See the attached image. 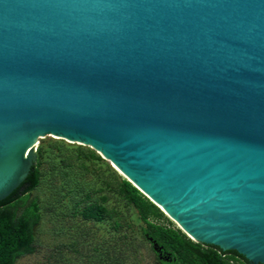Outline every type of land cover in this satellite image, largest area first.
<instances>
[{
    "label": "water",
    "instance_id": "1",
    "mask_svg": "<svg viewBox=\"0 0 264 264\" xmlns=\"http://www.w3.org/2000/svg\"><path fill=\"white\" fill-rule=\"evenodd\" d=\"M50 138L264 264V0H0V200Z\"/></svg>",
    "mask_w": 264,
    "mask_h": 264
},
{
    "label": "trees",
    "instance_id": "2",
    "mask_svg": "<svg viewBox=\"0 0 264 264\" xmlns=\"http://www.w3.org/2000/svg\"><path fill=\"white\" fill-rule=\"evenodd\" d=\"M49 140L50 143L46 145L49 150L45 149V144L38 146L36 162L22 184L0 200V264H15L19 257L34 253L41 247L35 231L43 211L52 215L60 214L68 219L79 217L80 221L91 222L93 225L108 223L115 232L120 231L121 223L114 219L115 212L94 199V185L87 181L78 183L67 172L70 164L68 160L72 157H62L57 163L53 161L58 154L50 156V153L54 149L61 151L60 145L56 143L64 140ZM76 156L107 162L93 149L82 145H78ZM109 168L112 174L118 175L114 168ZM84 169L88 171L87 166ZM109 186L137 210L138 221L144 224L141 226L142 237L151 243L158 264H251L234 250L222 251L218 247L191 240L180 228L173 226L164 212L127 179L122 178L115 185L109 182ZM40 188L50 190L52 198L44 202L38 195H33ZM66 196L69 199L66 203L70 201V204L64 207L65 211H61L63 209H60L59 204ZM103 199L107 200L106 197ZM162 219L167 221L166 225L160 222ZM75 232L78 230L75 229ZM126 235L124 233L118 237L125 238ZM152 241L157 243L159 251L154 249ZM77 243L76 240L58 244L49 256V260H52L50 263L62 262L63 248L78 252ZM97 260L103 261L100 257ZM112 264H117V259Z\"/></svg>",
    "mask_w": 264,
    "mask_h": 264
},
{
    "label": "rangeland",
    "instance_id": "3",
    "mask_svg": "<svg viewBox=\"0 0 264 264\" xmlns=\"http://www.w3.org/2000/svg\"><path fill=\"white\" fill-rule=\"evenodd\" d=\"M42 144H45V149L49 150L48 146L46 147L49 142L42 141ZM60 147L61 151L54 149L50 153V156L58 154L53 161L57 163L62 157H72L68 160L70 164L67 172L78 183L87 181L94 185L92 187L94 199L106 204L109 210L116 213H113L114 219L121 223L120 231L115 232L108 223L93 225L91 222L80 221L79 217L68 219L60 214L52 215L50 212L43 211L35 231L41 247L34 253L19 257L15 264H51L52 260H49V256L58 244L76 240L79 251L74 252L63 248L60 264H112L115 259L117 264H158L159 261L151 243L142 237L141 226L144 224L138 221L137 210L127 204L117 191L109 186V182L115 185L120 179L112 174L111 169L102 160L90 157L80 159L76 156L77 149L61 145ZM61 164L64 165V163ZM84 166H87L88 171L84 169ZM35 194L44 202L52 198L51 191L44 188L35 191L33 195ZM67 200H69L67 196L61 200L62 203L59 204L60 209H63L61 211H65L64 207L69 206L70 201L66 203ZM160 222L167 224V221L163 219ZM73 228L78 232H75ZM124 233L127 237H118ZM99 257L103 261H98Z\"/></svg>",
    "mask_w": 264,
    "mask_h": 264
}]
</instances>
